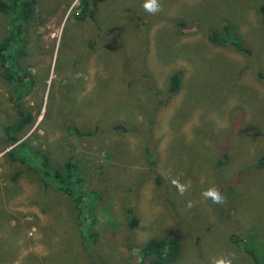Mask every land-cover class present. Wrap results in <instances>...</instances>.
I'll list each match as a JSON object with an SVG mask.
<instances>
[{
	"label": "rangeland",
	"instance_id": "374dc122",
	"mask_svg": "<svg viewBox=\"0 0 264 264\" xmlns=\"http://www.w3.org/2000/svg\"><path fill=\"white\" fill-rule=\"evenodd\" d=\"M144 2L103 0L91 18L92 0H39L23 28V92L0 76V264H140L153 239L178 240L174 264L263 259L262 0H160L155 15ZM224 26L245 52L211 41ZM20 112L32 120L12 143ZM67 162L84 183L83 228L97 233L87 250L75 204L39 178ZM211 187L222 204L202 197Z\"/></svg>",
	"mask_w": 264,
	"mask_h": 264
},
{
	"label": "trees",
	"instance_id": "16d2710c",
	"mask_svg": "<svg viewBox=\"0 0 264 264\" xmlns=\"http://www.w3.org/2000/svg\"><path fill=\"white\" fill-rule=\"evenodd\" d=\"M103 2V0H92L93 8L89 11V17L94 18V11L97 8L98 3ZM39 0H0V13L4 16H0V22H4L6 31L4 30V34H6L5 38L0 42V76L4 79L9 85L10 89L13 87L16 90V93H22V82L20 75H24L27 73V67L21 69L20 67H15V61L26 56L23 50L18 48V45H22L24 43L21 34L23 28L25 29L26 24L32 20L33 15L35 14V7L38 5ZM87 9L84 7L80 14L76 15V19L83 21L87 17ZM260 12L263 14V24H264V0H262V5ZM6 17V18H5ZM8 20V21H7ZM225 32V38L221 36H217L213 34L210 39L214 44L218 45H227L234 47L238 51H244L245 49L242 46L241 41L235 39H227V34L230 32V27H223ZM11 62V63H10ZM261 77V75H259ZM181 72H174L169 77V88L168 94L170 96L176 94L180 89L181 83ZM235 109V108H234ZM232 110L229 119L235 117V120L239 117L238 110ZM24 112H20L19 115ZM25 117H21L19 122L15 125H9L5 128V134L8 141H12V143L18 142L17 134L19 130H21L25 124H29L32 120L30 113H24ZM256 118V117H255ZM233 125V124H232ZM69 135L76 136H91L92 133L86 131H79L78 129H72ZM15 150V149H13ZM13 150L9 153L12 154ZM150 156V155H149ZM13 158V157H12ZM225 159V157H224ZM12 161H18L15 158L11 159ZM222 160L219 161V164H222ZM254 166L256 169H261L260 174L264 175V150L254 162ZM74 165L71 162H67L65 165V170L55 171L51 170L48 172H42L45 175V178L41 177L39 174L40 180L43 182L44 186H50L55 192L65 193L67 194L73 203L75 204L78 210V228L81 236L83 237L82 245L85 246L86 250L91 245V241L96 240L97 233L86 231L83 223V216L79 210L80 203L84 200L83 197V180L81 179V173L78 174L73 170ZM55 182V187H52V184L48 180ZM228 195V192L223 193ZM228 197H226L227 199ZM87 213H91L88 211ZM129 213L132 215V211L129 210ZM90 217V215H89ZM82 222V223H79ZM95 219L91 220V226H94ZM138 224L135 217L131 216V225L135 227ZM92 230V229H90ZM177 246H179L178 240H157L153 239L149 242L147 241L144 247L140 249L143 254V259L140 264H174L176 261L178 254ZM247 254L251 257L255 264H262L264 261V257L262 260H255V255L253 251H247ZM148 260V262L146 261Z\"/></svg>",
	"mask_w": 264,
	"mask_h": 264
},
{
	"label": "clouds",
	"instance_id": "9594fccd",
	"mask_svg": "<svg viewBox=\"0 0 264 264\" xmlns=\"http://www.w3.org/2000/svg\"><path fill=\"white\" fill-rule=\"evenodd\" d=\"M143 8L149 14L155 15L162 11V5L160 0H145L143 4ZM172 184L177 188L179 195L183 196L185 192L188 190V186L185 184H181L178 180H173ZM202 197L205 199H211L214 204H222L224 202V196L221 194L220 190L211 187L204 191ZM188 207H191L192 204L189 201ZM214 264H232V259L227 257H222L214 261Z\"/></svg>",
	"mask_w": 264,
	"mask_h": 264
},
{
	"label": "flooded vegetation",
	"instance_id": "af4514ba",
	"mask_svg": "<svg viewBox=\"0 0 264 264\" xmlns=\"http://www.w3.org/2000/svg\"><path fill=\"white\" fill-rule=\"evenodd\" d=\"M86 132H89V131H86ZM90 133H92V132H90ZM87 137H90L89 135H86Z\"/></svg>",
	"mask_w": 264,
	"mask_h": 264
},
{
	"label": "water",
	"instance_id": "95a60500",
	"mask_svg": "<svg viewBox=\"0 0 264 264\" xmlns=\"http://www.w3.org/2000/svg\"><path fill=\"white\" fill-rule=\"evenodd\" d=\"M9 149H11V148H9ZM9 149H8V150H9ZM8 150H7V151H8Z\"/></svg>",
	"mask_w": 264,
	"mask_h": 264
}]
</instances>
